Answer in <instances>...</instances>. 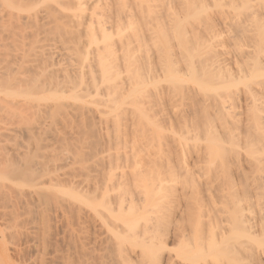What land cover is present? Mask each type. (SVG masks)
<instances>
[{
	"label": "bare ground",
	"instance_id": "obj_1",
	"mask_svg": "<svg viewBox=\"0 0 264 264\" xmlns=\"http://www.w3.org/2000/svg\"><path fill=\"white\" fill-rule=\"evenodd\" d=\"M262 3L0 0V264H13L7 244L14 246V238L31 253L27 264H95L90 241L100 246L109 239L118 264H159L170 237L177 239L179 264H258L257 251H245L243 240L252 220L264 238V204L255 198L253 213L246 195H264V176L246 182V190H226L224 182L245 174L237 158L228 176L214 160L225 156L219 141L232 139L224 126L238 117L247 154H264V10L254 9ZM129 101L149 126L165 123L170 130L171 117L180 118L181 131H170L162 144L167 155L159 149L141 164L107 151L95 160L101 170L92 161L82 165L89 150L83 146L76 160L66 137L75 120L92 115L97 127H114ZM14 135L33 145L9 144ZM200 135L207 145L202 153L195 143L197 178L182 153ZM176 178L179 187L165 184ZM200 187L218 192L213 213L202 214L207 224L214 217L225 223L217 234L199 226ZM159 202L176 206L166 213L155 208ZM184 219L188 233L178 226Z\"/></svg>",
	"mask_w": 264,
	"mask_h": 264
},
{
	"label": "rangeland",
	"instance_id": "obj_2",
	"mask_svg": "<svg viewBox=\"0 0 264 264\" xmlns=\"http://www.w3.org/2000/svg\"><path fill=\"white\" fill-rule=\"evenodd\" d=\"M254 9L255 10H259V11L264 10V0H263L262 4H257ZM132 107H133V105L129 101V103L123 107L124 109L122 108L123 110L121 111V113H118V116H117V119H118L119 123H118V125H116L114 127L112 125H108L107 124L105 126L102 125L99 128V127H97V126H99L98 122H97L98 118L96 116L95 117H91L92 115H89V116L86 115L87 117H85V118H86V120L89 121V122H87V121L86 122L88 124L90 123L89 126H87L88 124L84 120L82 121L84 123H81V119H79L80 121L79 120H75V123H73V126H72V128H73L72 132L74 131L73 132L74 134L72 133L71 136L67 135L68 131L63 129L62 127H58V130H59V128H61L59 131L61 133H64V135H67L66 137L71 139V142H69L70 139L69 140H68V138L66 139V141L68 140L70 145H69L68 142H66V141L65 142L69 145V147L71 148L72 151H73V149L76 150V154H78V155H76V157L78 158L76 160H80L81 158H83L85 156L83 158L84 161L82 159L79 161L80 163L82 161L81 164L84 165V166L89 165V167H90L93 164L95 167H97L99 162H100L99 159H101V155H104L103 153H106L107 151L111 155L127 153L129 156H131L132 158H134L135 160H137V162H140L141 164L144 161L148 162L147 156H150L153 153L158 152L159 149L162 150L161 157H164L165 155H167V152L164 150V148L162 146V144H164L166 142V136L170 134V131L171 132L172 131L173 132L181 131L180 118L178 116H176L177 118H175V116H174V114L177 113V112L175 111V113L173 112L174 113L173 114V113H171V111H169L170 112L169 115L171 116V114H172V116H174V117H171L170 121L172 123V126H171L172 128L169 130V126L164 125L165 123H160L159 124V122H157L158 125L157 124L154 125V124L151 123L152 125L149 126L150 122H149V124H147L148 122H144V121L143 122H139V116L133 110ZM152 116H155V115H152ZM152 116H151V119L154 118V117L152 118ZM170 116H168V117H170ZM90 118H92V119H90ZM155 118L157 120L158 116H155ZM178 118H179V121L178 120H174V121L172 120V119H178ZM187 118H192V116H190V117L188 116ZM241 119H239V117H238L235 120V124L233 126H231V127L224 126L226 128V130L229 129V131L231 132L232 139L229 142H227L225 140V143H222L221 141H219V143L221 145V149L220 150H224L225 151V156H224V158L215 159L214 160L215 164L220 162V163H223V164L226 165V168H225L224 172L221 173V174H223L224 176H228L229 175L228 174L229 173L228 167H230L231 164L234 163V159L233 158H237L238 159L239 164L241 166V172L243 174H245L244 178L246 180L241 175H240L241 176L240 178L234 177V176H232V178L226 177L225 180L228 179V178L229 179L227 180V182H224L225 185L223 184L222 186H223L224 189L230 190V191L232 190L231 187L236 188L239 185H240V187L243 190H246L247 189L245 187L246 182L249 184L252 180L258 179L257 178L258 176H261V175L264 176V154H262V155H260L258 153L253 154V155L247 154V152L245 150V146H244V144L242 142V140L244 138V135H243V132L241 130V121H240ZM92 120L96 122L95 125H94L95 122H93ZM177 122H178V125H177ZM179 122H180V124H179ZM220 134H221V131L218 129L216 135L220 136ZM191 135L194 136V131L193 130L191 132ZM14 136L9 138V140H10L9 144H11L13 146L16 145V147H17V145H18V147H20L21 145H23V147H26L27 145L28 146L31 145V144L33 145V140H29L27 137L24 140V138L19 136V135L15 136V137ZM197 136L198 135H197V132H196V129H195V137L197 138ZM20 137H21V139H20ZM108 137H109V140H111L113 142V144L111 142V144L108 145V142H106ZM199 137H201V138L198 141H195V138H193L192 141H187L186 142L187 147L184 148L183 153H182V156L185 159V161L187 163V166L189 167V169L191 168V170L193 169V167H194V165L196 163L195 162V158H196L195 157V149H194L195 143L197 142L200 145V147H201L200 152L206 153L205 150H204V147L207 145L206 138L203 135H200ZM99 138L102 139V142H101V139H99ZM222 138H224V137H222ZM23 142L25 144L28 142V144L25 145V144H23ZM106 144H107L108 147L106 146ZM13 146H11V147H13ZM82 147H83V149L85 148V149H87V151L88 150L89 151L87 153H83L85 149L83 150ZM109 147H110V149H108ZM31 148H32V146H31ZM88 148H90V149H88ZM80 151L83 153V155L84 154L85 155L83 156ZM91 151H93V154L95 153L96 159H95V156L92 155ZM74 153H75V151H74ZM80 155H82L83 157H81ZM90 155L92 157H94L93 160L90 159V157H91ZM97 159H98L99 162L97 161ZM95 160H96V162H98V164L95 162ZM13 161H14V159H13ZM90 161H92L91 165L89 164ZM144 165H145V163H144ZM99 166H98V170H101L102 168L101 167L99 168ZM242 168H244V169H242ZM193 172L195 173V170ZM194 175H195V177L198 178V174L197 173H195ZM206 179L207 178H203V181L206 180ZM181 181H182L181 178H176L175 182H169L167 180L165 182V184L166 185H172V186H175V187H179V185L181 184ZM22 182L18 181L16 183L19 186L25 185V183H22ZM247 192H249V191L247 190L246 193ZM217 195H218L217 191L208 192L203 187L199 188L198 197H199V199H201L202 206H203V207L200 208V210L201 209L205 210V212L203 211L201 213V217H202L203 220L200 218V223H202V221L203 222L205 221V219H204L205 215L202 216V214L207 213V211H208V213L206 214V218H207V215L210 216V213H213V211L211 212V210L213 208L210 209V207H212L213 205L211 206L210 204H211V202L213 203V201L217 200L216 199ZM258 195L254 196V193H250V194L246 195L247 198H249V199L251 198L250 199V201H251L250 203L252 205H250L251 206L250 210L253 213L256 212V210H255V208H256V206H255V198H257V200L259 199L261 204H264V195L262 193H260ZM160 201H162V200H160ZM236 202H237V200H236ZM159 204H160V202L157 203L155 208H160L166 213L168 211L172 210L173 207L176 206V204H167V203H163L161 205H159ZM217 207L219 209H223V208H226V205H224L223 203H217ZM223 215H225V214H223ZM16 218L14 219V221H16ZM213 219L210 220L209 224H207V221H205L206 222L205 225L204 224L200 225V223H199V226L201 227V230H203L204 233H205V231L208 228L214 234H217L220 231V227L222 225H225L224 222H220V220L217 221V219H218L217 217H214ZM11 221H13V220H11ZM184 221L183 220L180 221L178 223V226H179L180 230H185V233H188L187 232V230L189 231V229L187 228V224L188 223L186 222L185 219H184ZM9 223H11L10 220H9ZM251 223H252L253 229L249 233L250 234L249 237L247 239L243 240L245 242V246H246L245 247V251H248V250H251V249H254L255 251H257L258 256H259V258H257L258 262L259 263L261 262L260 264H264V238L261 235L260 226L258 225L257 221L254 222V220H252ZM200 227H199V229H200ZM59 230H57V231H59ZM54 233H56V230L54 231ZM56 235H58V233H56ZM56 235L54 234V236H56ZM103 236L104 235H101V236L98 235V237H103ZM56 237L53 238V242H54V243L52 242L53 244H55ZM14 239H15V242L13 244L14 246H11V245L7 244L8 245V247H7L8 248V261H10L13 264H19V263L20 264H27L29 262V257L32 256L31 253H29L28 250L24 251V249L22 247H20L21 242L19 241V238H17L18 240H16V238H14ZM11 242H13V241L11 240ZM107 242L108 243H106V245L104 243V244H101L100 246H98L99 245V243H98L97 246L96 245L94 246L92 244V241H90V245L91 246L88 245L89 246V252H88L89 253V257H88V259L93 258L94 260L91 259L92 261L89 260L88 262L91 261L93 263V261H94V263L97 264L100 261V264H101L102 263L101 261H103L102 264H104V263L105 264H118V257L115 254V249L113 248L114 246L112 245V242H111L110 239ZM207 242H208L207 240H203L204 244H206ZM59 244H60V242H59ZM59 244H58V246H60ZM102 245H104V246H102ZM58 246H57L58 249L63 250L64 253L66 252L65 251L66 248H65L64 245H62L63 247L62 246L58 247ZM178 246L179 245H178L177 239H174L172 237L168 238L166 243L164 244V247L159 251V253H160L159 264H170L171 262H172L171 264H177V262H178V264L181 263L180 260L178 261V259L176 257ZM17 247H18V249H17ZM20 248H22L20 250L22 253L19 251ZM70 248H71V246H70ZM93 248H94V250H93ZM131 249H133V248H131ZM136 249L133 250L134 252H136L135 254H137V252H139V249H137V251H135ZM90 250H92L93 252L91 251V253H90ZM26 251H28V253H26ZM92 253L94 254L93 256L95 258L92 256ZM98 253H100V254H98ZM22 254L25 255V256H23ZM133 256L134 255H132V257ZM238 256L239 257L243 256V253L238 254ZM135 258L136 257L132 258L133 261L135 260ZM206 260L209 261V259H206ZM75 261H76V257L74 259V262ZM31 263L34 264L33 262H30V264ZM202 263H203L202 261L199 262V264H202ZM75 264H77V262H75ZM238 264H246V260L241 259Z\"/></svg>",
	"mask_w": 264,
	"mask_h": 264
}]
</instances>
